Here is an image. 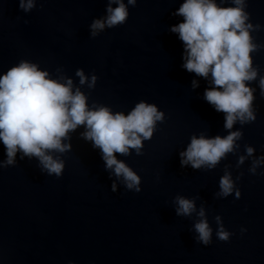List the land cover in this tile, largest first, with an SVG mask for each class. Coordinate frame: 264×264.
<instances>
[{"label":"water","instance_id":"obj_1","mask_svg":"<svg viewBox=\"0 0 264 264\" xmlns=\"http://www.w3.org/2000/svg\"><path fill=\"white\" fill-rule=\"evenodd\" d=\"M19 2L0 0V76L28 62L49 79H70L89 110L106 107L127 116L144 102L162 112L163 121L150 139L141 137V155L131 148L127 155L115 153L140 178L139 192L105 167L101 150L84 139L83 125L62 140L69 150L46 152L63 161L59 177L19 150L7 165L0 141V264H264V162L255 174L249 171L264 157V0H243L245 26L257 46L250 53L257 75L245 81L255 120L242 125L237 119L231 129L224 127L226 114L205 99L214 87L211 72L202 77L183 67L187 51L171 28L183 22L176 12L185 0H136L135 6L122 0L126 21L106 25L95 37L92 23L105 20L115 2L33 0L27 12ZM236 131L242 137L214 168L181 166L180 153L192 137L225 138ZM226 174L234 189L222 197L219 182ZM177 196L192 200L196 210L177 215ZM201 208L204 217L197 214ZM201 219L212 230L208 245L195 230ZM221 224L230 233L227 242L217 237Z\"/></svg>","mask_w":264,"mask_h":264},{"label":"clouds","instance_id":"obj_2","mask_svg":"<svg viewBox=\"0 0 264 264\" xmlns=\"http://www.w3.org/2000/svg\"><path fill=\"white\" fill-rule=\"evenodd\" d=\"M117 7H108L105 20H95L92 25V36L105 26L112 28L123 24L128 11L122 0H110ZM236 7H218L213 0H185L178 8L176 15L182 16L183 22L171 28L178 33L185 45L187 60L183 67L188 72L207 77L211 72L214 87L205 90L206 101L213 105L217 112L226 114L224 127L231 129L234 122H253L252 90L245 86V81L255 79L257 73L251 70L250 53L257 50L245 26L248 18L243 11V0H233ZM135 6L136 0H128ZM34 6L33 0H20L19 7L25 12ZM247 27H251L248 25ZM76 75L80 83L85 82L81 70ZM48 72L39 71L35 64L20 62L17 67L7 70L0 76V141L6 148L7 165L14 164L17 151L26 157H37L43 169L49 175L59 177L63 171V161L54 160L46 152H65L70 145L62 144L70 131L78 126H85L83 137L99 148L105 167L113 169L117 177L123 176L126 187L140 191V178L123 162L118 161L115 153L127 155L128 150L135 149L141 155L143 147L141 137L151 138L157 121H163V113L154 105L141 102L127 115H113L108 108L99 107L89 110L86 96L77 89L72 91V81L59 83L49 79ZM97 77L93 76L89 87L95 85ZM194 86H195V82ZM264 90V78L260 80ZM222 89V90H218ZM242 137L239 131L230 132L225 138L219 136L206 139L203 136L191 138L184 152L180 153L181 166L191 164L194 169L207 166L214 168L220 160L234 149V141ZM251 156L253 149L246 148ZM245 156H241L238 164H242ZM264 162V157L253 161L249 170L255 174L256 167ZM114 166V168H113ZM219 196L226 197L233 192L234 184L228 174L221 177ZM115 186H113L114 188ZM239 189L236 198L240 197ZM177 215L189 216L194 212L192 200L177 196ZM204 217V209L197 213ZM219 224L220 217H216ZM199 234V242L208 245L211 242V229L206 220L195 224ZM245 229H241L244 232ZM217 237L227 242L230 233L222 224L217 230Z\"/></svg>","mask_w":264,"mask_h":264}]
</instances>
